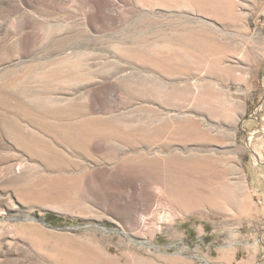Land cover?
<instances>
[{
    "label": "rangeland",
    "instance_id": "obj_1",
    "mask_svg": "<svg viewBox=\"0 0 264 264\" xmlns=\"http://www.w3.org/2000/svg\"><path fill=\"white\" fill-rule=\"evenodd\" d=\"M0 127V264H264V0H0Z\"/></svg>",
    "mask_w": 264,
    "mask_h": 264
},
{
    "label": "bare ground",
    "instance_id": "obj_2",
    "mask_svg": "<svg viewBox=\"0 0 264 264\" xmlns=\"http://www.w3.org/2000/svg\"><path fill=\"white\" fill-rule=\"evenodd\" d=\"M6 130L10 134H13L16 140L21 143L25 148H27L28 150L31 148L33 149L34 142H36V140L34 139L35 131L26 130V128H22L20 126L16 128L12 124L7 125ZM1 132L2 127H0V139ZM167 173L168 176L167 179H165L164 177L163 185L166 186L168 190H170V192L175 198L186 204L191 203L192 205L195 202L204 203L205 201L217 202L218 200L228 201L231 197L229 193L223 190L224 186H226V184L221 178L223 174H220V171H218V169H215L214 167L210 168L209 171L192 170L190 168L184 167L180 169L179 175H176L172 171ZM191 176L196 177L197 179H199V181H191L189 179V177ZM159 182H161L160 178ZM205 188L211 189L210 197L208 199L201 197L200 194L202 191H204Z\"/></svg>",
    "mask_w": 264,
    "mask_h": 264
},
{
    "label": "crops",
    "instance_id": "obj_3",
    "mask_svg": "<svg viewBox=\"0 0 264 264\" xmlns=\"http://www.w3.org/2000/svg\"><path fill=\"white\" fill-rule=\"evenodd\" d=\"M256 189H259L260 187L255 185ZM186 204V203H185ZM184 204V205H185ZM188 204H186L185 206H187ZM260 204L259 202L256 200V225H260V224H264V220H262L260 213H261V209H260Z\"/></svg>",
    "mask_w": 264,
    "mask_h": 264
},
{
    "label": "trees",
    "instance_id": "obj_4",
    "mask_svg": "<svg viewBox=\"0 0 264 264\" xmlns=\"http://www.w3.org/2000/svg\"><path fill=\"white\" fill-rule=\"evenodd\" d=\"M57 217V216H56Z\"/></svg>",
    "mask_w": 264,
    "mask_h": 264
}]
</instances>
